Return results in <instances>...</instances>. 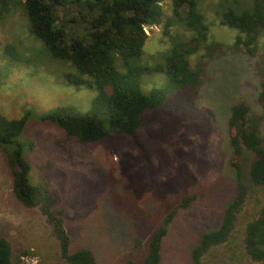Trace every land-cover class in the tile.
Segmentation results:
<instances>
[{
    "label": "rangeland",
    "instance_id": "374dc122",
    "mask_svg": "<svg viewBox=\"0 0 264 264\" xmlns=\"http://www.w3.org/2000/svg\"><path fill=\"white\" fill-rule=\"evenodd\" d=\"M195 1L207 27L206 40L189 57L193 67L200 62L203 66L197 93L176 92L157 111L145 115L133 136L87 143L37 117L66 104L84 112L90 108L95 90L64 80L63 74L73 72V66L53 57L29 31L22 6L0 18V113L8 118L28 116L17 141L30 164L29 181L45 180L55 207L64 209L70 253L88 249L96 264H126L129 257L141 264L144 248H133L135 235L144 241L152 226L143 214L164 204L166 208L174 206L188 195L193 197L190 205L177 211L162 240L161 264H191L192 245L202 232L218 226L224 208L236 195L229 167L228 118L234 104L246 102L260 116L264 135V115L257 101L263 78L258 55L264 51V37L258 42L257 55L250 58L242 48L231 49L239 31L220 23L227 9L251 11L252 0ZM161 3L163 22L145 27L148 37L142 53L131 58L129 65L161 63L175 43L195 35L172 14L170 0ZM85 6V0H66L56 9L58 23L68 33L83 34L88 17L93 16ZM214 42L221 46L210 48L214 51L208 55L205 46ZM115 66L124 68L120 59L115 60ZM168 85L162 72L141 76L144 93ZM254 157L253 152H244L241 160L246 171ZM187 173L191 178L186 184ZM245 181L247 199L234 230L226 242L204 255L202 264H264L252 261L243 244L247 222L264 203V187L253 185L248 177ZM158 190L165 196L164 203L156 195ZM0 237L11 245L12 264H70L61 257L58 241L40 208L27 207L16 198L2 147Z\"/></svg>",
    "mask_w": 264,
    "mask_h": 264
},
{
    "label": "trees",
    "instance_id": "16d2710c",
    "mask_svg": "<svg viewBox=\"0 0 264 264\" xmlns=\"http://www.w3.org/2000/svg\"><path fill=\"white\" fill-rule=\"evenodd\" d=\"M65 1L0 0V18L12 8L22 6L29 31L42 41L53 57L73 66V72L63 74L68 84L93 88L96 92L90 108L84 112L73 104H66L39 115L37 120L54 123L66 136L81 143L119 135L133 136L142 125L145 115L157 111L176 92L191 90L197 93L203 66L200 62L193 67L189 57L197 51L200 42L206 40L207 27L202 21V14L197 11L195 0H170L172 14L186 27L193 29L195 35L188 41L175 43L164 61L154 65H129V60L142 53L148 37L145 27L163 22L165 13L162 0H85V9L91 10L93 16L88 17V27L83 28L84 33L76 35L68 33L64 25L58 23L56 9ZM252 1L251 11L235 12L227 9L220 17L221 24L239 31L231 49L242 48L250 58L257 55L258 42L264 37V0ZM182 8L184 13H181ZM220 46L217 42L206 44L209 50L207 54L214 51L210 48ZM258 57L261 62L259 72L263 78L257 101L264 115V51ZM117 59L121 60L123 69L116 68ZM152 72L164 73L169 85L144 93L140 87L141 76ZM27 118V115L8 118L0 113V147L5 150L13 192L23 205L40 208L58 241L60 255L66 262L96 264L88 249L69 252V237L62 219L64 209L55 207L56 200L46 187L45 180L36 184L29 181L30 164L24 158L21 144L17 141ZM260 127V116L253 113L246 102L232 106L228 118V144L231 149L229 167L236 183V195L224 208L218 226L202 232L197 243L192 245L191 264H202V258L211 248L226 242L230 237L237 215L247 199L245 177L253 185L264 187V135ZM245 151L255 155L247 171L241 160ZM189 178L191 174L187 173L186 184ZM156 195L164 203L165 196L161 191L158 190ZM192 199V196L186 195L174 206L166 208L164 204L155 211L143 214L152 226L144 241L135 235L133 248H144L141 264H161V244L169 224L177 211L188 207ZM133 226L137 230L135 222ZM243 244L252 261H264V203L257 216L247 222ZM11 254L9 241L0 237V264H12ZM126 264L135 262L129 257Z\"/></svg>",
    "mask_w": 264,
    "mask_h": 264
},
{
    "label": "built area",
    "instance_id": "2783aa9c",
    "mask_svg": "<svg viewBox=\"0 0 264 264\" xmlns=\"http://www.w3.org/2000/svg\"><path fill=\"white\" fill-rule=\"evenodd\" d=\"M23 258H25L26 262H27L28 259H29L28 255H27V256L25 255V257H23Z\"/></svg>",
    "mask_w": 264,
    "mask_h": 264
}]
</instances>
